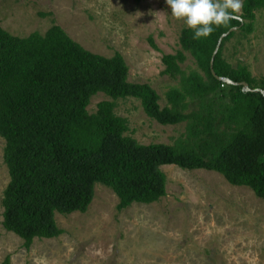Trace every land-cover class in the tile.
I'll use <instances>...</instances> for the list:
<instances>
[{"label": "trees", "instance_id": "obj_1", "mask_svg": "<svg viewBox=\"0 0 264 264\" xmlns=\"http://www.w3.org/2000/svg\"><path fill=\"white\" fill-rule=\"evenodd\" d=\"M243 5L239 18L214 26L206 38L193 39L188 27L180 30L179 49L161 57V74L179 82L166 93L164 107L149 84L128 81V66L117 52L91 53L57 25L25 37L0 27V138L9 178L1 199L2 228L25 249L34 239L57 238L62 230L55 214L85 213L95 184L117 197V212L155 203L166 195L161 167L171 165L214 172L264 202V95L234 85L264 91V76L255 78L246 66L233 67L222 56L236 32L221 41L210 69L221 35L232 28L253 33L264 0ZM149 44L157 50L151 39ZM186 54L196 67L188 73L181 69ZM99 93L110 100L89 113ZM128 98L159 125L184 124L183 135L172 145H142L126 136L127 120L114 109L116 100Z\"/></svg>", "mask_w": 264, "mask_h": 264}, {"label": "rangeland", "instance_id": "obj_2", "mask_svg": "<svg viewBox=\"0 0 264 264\" xmlns=\"http://www.w3.org/2000/svg\"><path fill=\"white\" fill-rule=\"evenodd\" d=\"M57 25L85 50L104 57L119 53L128 66V81L149 84L165 95L179 88L178 79L162 75L161 57L178 49L187 27L171 16L165 0H0V27L25 37ZM236 34L222 56L233 67L246 66L253 77L264 76V10L256 13L254 31ZM149 39L156 46L153 49ZM181 69L196 70L186 54ZM110 100L92 97L89 113ZM115 115L128 123L126 136L142 145H172L184 124L162 126L148 118L132 98L115 101ZM0 138V264H264V202L248 188L229 185L214 172L163 166L166 195L117 212V197L95 184L85 213L55 214L62 234L34 239L30 248L1 225V199L9 178Z\"/></svg>", "mask_w": 264, "mask_h": 264}, {"label": "clouds", "instance_id": "obj_3", "mask_svg": "<svg viewBox=\"0 0 264 264\" xmlns=\"http://www.w3.org/2000/svg\"><path fill=\"white\" fill-rule=\"evenodd\" d=\"M171 9V16L182 20L193 30V39L206 38L214 31V26L227 25L239 18L243 0H165Z\"/></svg>", "mask_w": 264, "mask_h": 264}, {"label": "water", "instance_id": "obj_4", "mask_svg": "<svg viewBox=\"0 0 264 264\" xmlns=\"http://www.w3.org/2000/svg\"><path fill=\"white\" fill-rule=\"evenodd\" d=\"M236 30H237V28H232V29H230L228 32H226L225 34L221 35L220 38L218 39L217 45H216V47H215V49H214V51H213V53H212V57H211V60H210V69H211V71H212L213 59H214V56H215V54L217 53V51H218V49H219V46H220V44H221V41H222L226 36H228L230 33L234 32V31H236ZM212 73H213V72H212ZM219 80H221L222 82H224V83H226V84H228V85H232V84H234V83H232L231 81H229L228 79H219ZM234 85H240V86H242V90H243L244 92H248V91H251V92H261V93L264 95V91H260V90H258V89L251 90V89H249V87H248V85H247L246 83H239V84H234Z\"/></svg>", "mask_w": 264, "mask_h": 264}]
</instances>
